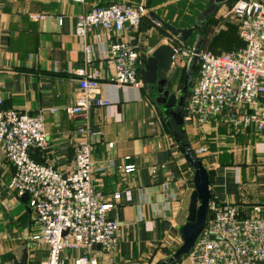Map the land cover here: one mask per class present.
I'll return each instance as SVG.
<instances>
[{
	"label": "crops",
	"instance_id": "1",
	"mask_svg": "<svg viewBox=\"0 0 264 264\" xmlns=\"http://www.w3.org/2000/svg\"><path fill=\"white\" fill-rule=\"evenodd\" d=\"M116 1L142 2L147 8L133 32L142 52L140 83L109 81L110 65L104 59L107 35L98 28L87 37L93 59L86 68L99 72L98 96L109 104L67 113L64 108L79 97L78 70L85 66L74 31L77 17L93 5ZM204 6L205 0H0L1 106L32 115L41 112L48 136L47 146L30 148L29 156L65 172L80 140L76 129L87 124L97 132L86 136L92 144L94 184L105 194L121 193L108 212L121 223L117 245L113 251L93 245L90 255L98 264H157L182 243L179 227L188 214L191 168L164 124L163 105L150 95L142 74L150 52L173 37L156 25L150 12L183 28ZM32 14L44 18L33 19ZM184 123L193 150L207 147L199 158L209 172L210 202H234L242 218L251 215L253 204L264 205V132ZM128 162L135 170L124 174L119 166ZM13 173L0 148V255L5 264H20L26 252L25 264H44L47 244L32 239L40 224L27 199L9 189ZM80 252L63 251V264H73Z\"/></svg>",
	"mask_w": 264,
	"mask_h": 264
},
{
	"label": "built area",
	"instance_id": "2",
	"mask_svg": "<svg viewBox=\"0 0 264 264\" xmlns=\"http://www.w3.org/2000/svg\"><path fill=\"white\" fill-rule=\"evenodd\" d=\"M146 13L142 2L116 1L93 5L78 15L74 31L85 66L78 70L79 97L75 104L64 108L67 113L109 104L98 96L99 72L86 68L93 59L87 37L98 28L107 35L104 59L110 65L109 81L118 85L140 83L142 52L133 32ZM232 13L242 42L235 49L215 53L197 49L195 43L165 38L174 51L173 67L187 70L193 57H197L195 80L184 105V122L230 126L236 132L248 127L264 132V0H235ZM31 17L43 19L44 14ZM76 130L80 140L65 172L38 163L28 150L47 146L43 114L3 108L0 100V148L14 167L8 187L18 196L28 195L27 205L40 224L32 239L41 240L48 247L44 264H63L61 253L72 249L82 250L73 258V264H98L97 258L90 255L91 247L99 243L101 249L113 251L118 241L121 223L109 217L108 212L115 208L121 193L108 195L96 188L92 144L86 136L97 132L87 124ZM107 145L111 147L113 142ZM206 150L205 145L194 148L198 157ZM119 169L130 174L135 165L128 162ZM124 193L130 197L129 189ZM263 214L262 204H253L251 215L242 218L234 202H209L204 226L184 256L187 261L182 259L179 264H264ZM0 264H5L1 255Z\"/></svg>",
	"mask_w": 264,
	"mask_h": 264
},
{
	"label": "water",
	"instance_id": "3",
	"mask_svg": "<svg viewBox=\"0 0 264 264\" xmlns=\"http://www.w3.org/2000/svg\"><path fill=\"white\" fill-rule=\"evenodd\" d=\"M225 1L209 0L207 6L196 17L195 26H200L205 18L215 13L218 4ZM150 16L178 41L186 43L189 40L193 31L192 28L174 26L153 12H150ZM202 42L203 38L199 37L196 42L197 49H202ZM173 54L172 47L167 43L155 47L145 59L142 82L148 90L154 92L156 89L159 93L154 99L157 103L163 105L162 118L164 124L192 170L193 188L189 197L186 221L179 227L182 243L170 256L157 264H173L175 260L184 257L191 251L204 226L210 202L209 172L207 167L203 165L202 160L195 154L188 140L184 123L185 95L196 68L197 57H193L191 66L185 72L181 91L176 94L171 88L173 86L172 80L178 71L176 67L171 65ZM21 198L26 200L28 195L25 193ZM95 246L101 247V244L97 243ZM25 262L26 252H24L20 264H25Z\"/></svg>",
	"mask_w": 264,
	"mask_h": 264
},
{
	"label": "rangeland",
	"instance_id": "4",
	"mask_svg": "<svg viewBox=\"0 0 264 264\" xmlns=\"http://www.w3.org/2000/svg\"><path fill=\"white\" fill-rule=\"evenodd\" d=\"M234 2L235 0H227L219 3L214 15L204 23L200 29L191 33L189 38L195 40L193 43L196 44L198 38L202 37V49L217 53L237 48L240 45V41L238 37V22L232 13V5ZM207 4L208 0H205V7ZM177 69L182 75L178 76V80L175 82L174 88L172 89L176 94L181 91L183 82L182 76L186 72L185 68ZM195 76L196 73H193L190 83L195 80ZM190 170H188V174L192 177V171ZM191 188H193L192 178Z\"/></svg>",
	"mask_w": 264,
	"mask_h": 264
},
{
	"label": "trees",
	"instance_id": "5",
	"mask_svg": "<svg viewBox=\"0 0 264 264\" xmlns=\"http://www.w3.org/2000/svg\"><path fill=\"white\" fill-rule=\"evenodd\" d=\"M227 1V0H226ZM209 2V1H208ZM205 8V6L201 9V10H199L196 14H194L193 16H192V18H191V20L189 21V25H188V27H183V28H192L193 29V31H197L198 29H200L201 27H202V25L204 24V23H206L213 15H211V16H209V17H207V18H205L203 21H202V24L200 25V26H195V23H196V21H195V19H196V17L200 14V12L203 10ZM172 25H174V24H172ZM175 26V25H174ZM178 27V26H177ZM160 29L163 31V32H165V33H167V31L164 29V28H162L161 26H160ZM192 31V32H193ZM239 37V36H238ZM193 41H195V40H191L190 38H189V40L187 41L188 43H193ZM239 41H240V45L242 44V42H241V40H240V38H239ZM197 42V41H196ZM203 47V42H202V45H201V48ZM215 53H217V52H215ZM219 53V52H218ZM196 73V68H195V72H194V74ZM182 75V74H181ZM184 76H185V73L183 74V79H184ZM192 83V82H191ZM191 83H189V85H188V89H187V92H186V95H185V102H186V99H187V97H188V94H189V88H190V86H191ZM184 105H185V103H184ZM189 165V164H188ZM182 259V257H180V258H178L177 260H175L174 261V263L175 262H178V261H180Z\"/></svg>",
	"mask_w": 264,
	"mask_h": 264
},
{
	"label": "flooded vegetation",
	"instance_id": "6",
	"mask_svg": "<svg viewBox=\"0 0 264 264\" xmlns=\"http://www.w3.org/2000/svg\"><path fill=\"white\" fill-rule=\"evenodd\" d=\"M178 75H179V71H177L175 78L172 80L173 86L175 85V82L178 80ZM173 86L171 87L173 89ZM150 92V95H152L153 97H157L159 95V93L156 91V89L154 90V92L148 90Z\"/></svg>",
	"mask_w": 264,
	"mask_h": 264
}]
</instances>
